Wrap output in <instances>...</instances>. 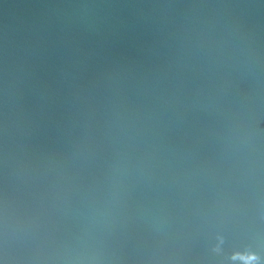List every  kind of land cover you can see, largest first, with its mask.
<instances>
[{
  "label": "water",
  "instance_id": "water-1",
  "mask_svg": "<svg viewBox=\"0 0 264 264\" xmlns=\"http://www.w3.org/2000/svg\"><path fill=\"white\" fill-rule=\"evenodd\" d=\"M264 259V0H0V259Z\"/></svg>",
  "mask_w": 264,
  "mask_h": 264
},
{
  "label": "clouds",
  "instance_id": "clouds-1",
  "mask_svg": "<svg viewBox=\"0 0 264 264\" xmlns=\"http://www.w3.org/2000/svg\"><path fill=\"white\" fill-rule=\"evenodd\" d=\"M3 264H10V261H9L7 254H5V256H4ZM253 264H264V259H262L260 257L259 253H257V255L255 256V258L253 260Z\"/></svg>",
  "mask_w": 264,
  "mask_h": 264
},
{
  "label": "snow or ice",
  "instance_id": "snow-or-ice-1",
  "mask_svg": "<svg viewBox=\"0 0 264 264\" xmlns=\"http://www.w3.org/2000/svg\"><path fill=\"white\" fill-rule=\"evenodd\" d=\"M0 264H3V259H0Z\"/></svg>",
  "mask_w": 264,
  "mask_h": 264
}]
</instances>
